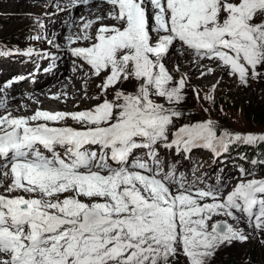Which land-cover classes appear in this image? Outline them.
Here are the masks:
<instances>
[{
	"label": "snow or ice",
	"instance_id": "obj_1",
	"mask_svg": "<svg viewBox=\"0 0 264 264\" xmlns=\"http://www.w3.org/2000/svg\"><path fill=\"white\" fill-rule=\"evenodd\" d=\"M92 7L95 22L69 40L82 42L70 52L87 69L80 99L94 104L15 115L3 90L16 81L0 84V264H215L250 239L246 228L264 236V134L193 121L187 93L199 101L200 89L178 62L167 66L175 52L199 69L197 79L219 72L245 88L264 81V0ZM12 55L0 48V59ZM93 79L99 91L89 96ZM218 84L205 101L214 103ZM244 146L259 155L239 157L248 167L237 168L230 189L223 176L198 175L194 150L219 158Z\"/></svg>",
	"mask_w": 264,
	"mask_h": 264
},
{
	"label": "rangeland",
	"instance_id": "obj_2",
	"mask_svg": "<svg viewBox=\"0 0 264 264\" xmlns=\"http://www.w3.org/2000/svg\"><path fill=\"white\" fill-rule=\"evenodd\" d=\"M57 2L58 3H52L50 0H0V48L11 49L14 53V55L9 58L0 59V61L5 64V66L3 67L5 69V72H9L12 67V65L10 64L16 62H22V64H29L31 66L29 69L31 72H34L41 67L43 62L41 57H39L35 62H32L29 59L26 60L28 57L18 56L19 52H21L25 48H30L34 53L47 54L48 52L46 51L52 53L60 52L57 49L64 51L66 54L71 53L68 47H61L60 45L59 47H54L47 43V40H49V38L52 40L54 32L58 30L61 31V29L55 28H60L61 26H59V24H53L54 15L57 14V11L61 12L63 10L65 12V5L67 6L68 4L66 0H58ZM15 3H25L29 6L38 4L41 6L42 11L44 9L48 10H46V13H44V15H32V8H21L19 5L13 6L12 4ZM59 14L60 13H58L57 15ZM26 16H30L32 17V19H25ZM37 18L39 19L40 24L43 25L42 27L35 23V20ZM51 26L52 28L48 29L46 32L47 27ZM33 37H40V39L34 40ZM46 57L48 59H52V56L50 54H48ZM182 59H185V57L179 56L178 53L174 52L168 59L167 66L169 68H172L174 64L178 62L180 65L181 72L183 71L182 73H188L189 75H191V85L196 86L200 89L201 99L199 101H197L194 97L191 88H189L187 93L186 110L192 114L193 121L199 119H213L214 121L218 122L221 131L229 130L232 132L239 133L264 134V126L253 122L246 113V111L250 108H255L264 105V81L253 82L250 87L245 88L240 86L234 78H231L226 74L221 75V73L217 72L210 77L204 78L205 82H202L201 79H197L199 72L197 73V70L196 73L193 71V69L195 68L194 65H191V63H189L187 67L186 65L185 67H182V63L180 62ZM53 62H50L49 64L51 65V71L53 72L52 77L56 75V72L58 70H61L59 63L57 62V65L55 67L53 65ZM36 63L39 64V67H35ZM49 70L50 67H48L47 71ZM38 74H40V72L30 76V79L32 78L35 80L32 83H38L40 81L42 77L37 76ZM177 75H179V73ZM44 77L45 80L48 78V76H46L45 74ZM197 80H199V82H197ZM217 81H219V84L214 91V103L205 101L203 97L206 92L209 91V86L215 84ZM97 83H99V80L93 79L88 84L87 87L89 96L95 95L99 91L96 88ZM15 84H20V86H24V84H21L19 81L15 82ZM27 84L30 83H26L25 85L27 86ZM70 85L71 87H63V89L68 88L70 91H75L74 88H72V86L74 85ZM80 86L82 91L84 86ZM14 90L15 89H13V91ZM4 92L5 90H3V93ZM25 96L27 97V95ZM48 97H51V94H49ZM16 100L18 99H15V101ZM76 100L77 103H74L73 105L71 103L75 100H70V98L64 101L60 100V107H64L65 101L66 103L70 101L71 103L66 106V108H69L70 111H73L72 109H74L77 104L81 105L79 107V110H83L87 107H90L96 102L86 99L81 100L80 98ZM15 101H11V103ZM202 106L210 108V113H205L201 111ZM54 107L59 106L58 104H54ZM13 114L25 115V112L21 110V112L18 111ZM68 123L70 125L75 126L71 121H69ZM240 148L241 147H239V149ZM237 149L238 148L236 147L234 150L232 160H225L227 158L226 154L221 155V157L219 158H214L212 156L213 154L208 150H194L193 161L199 168L198 175L202 173H207V175L205 176V180L209 183L214 182L217 177L223 176L227 178L228 186L230 189L231 186L237 182V164L241 163V160H238L237 158V153H235ZM207 152L212 155L208 154ZM198 154H201L200 156H206L207 159L199 161L196 156ZM258 154L259 153L257 152L251 153L248 149H244L239 153V156L246 155L247 158L250 160L252 158H256ZM222 158L224 159L222 161H219ZM242 164H246V162H242ZM178 167H182L183 170L188 173L191 165H189L186 161H181ZM246 167H248V165H246ZM217 169L219 170L216 173ZM245 230L246 233L249 234L250 239L247 242L236 243L234 246L222 250L216 257L215 264H226L228 260L236 261L241 264H264V236L252 232L251 228H246Z\"/></svg>",
	"mask_w": 264,
	"mask_h": 264
},
{
	"label": "bare ground",
	"instance_id": "obj_3",
	"mask_svg": "<svg viewBox=\"0 0 264 264\" xmlns=\"http://www.w3.org/2000/svg\"><path fill=\"white\" fill-rule=\"evenodd\" d=\"M50 1L52 3H58L57 2L58 0H50ZM12 5L13 6L14 5H19L21 8L30 7V9L31 8L33 9L32 15H41V14L44 15V13H46V10H48V9H44L42 11L41 10V6L38 5V4L33 5V6H29V5L25 4V3H15V4H12ZM97 11L98 10L96 8L92 9L91 13H89L88 15H86L84 17V18H87V19H85V21L86 20H92L93 22H95V16L97 14ZM63 12H64L63 10L61 12L57 11V14L58 13L62 14ZM57 14H55L54 17H53V24L56 23L55 19L60 15V14L59 15H57ZM51 28H52V26L51 27H47L46 32H47L48 29H51ZM55 28L61 29V31L58 30V31L54 32L52 40L55 41V44L60 45L61 47L65 46V47H68V49H71V47L78 46V45H80L82 43L81 41H75L74 39L72 41L69 40V37L75 38L77 35H80L82 32H80L79 30L69 29V30L64 31L65 27H63V26H61L60 28H58V27H55ZM71 28H75V26H72ZM77 29H79V27H77ZM77 42H79V43H77ZM57 50L60 51V52L52 53V52L47 51L48 54H50L52 56V59H48L47 57L43 58L40 54L36 55L35 61L39 57H41L42 61H43L40 68H43L44 71H47L50 62L51 63L53 62V59L55 58L56 54L62 55L64 53V51H62L60 49H57ZM31 57L32 56H30L28 58H31ZM29 60H31V59H29ZM180 62L182 63V67H185V65L187 67L189 65V63H190V60L186 61L185 59H182ZM13 64L14 63H11L10 65H13ZM4 66H5V64H3L2 61H0V72H1L0 76H6L7 74H9V72H5V69L3 68ZM30 67L31 66L29 64H22V63H16L15 64V69H16L15 73L19 74V77H24L23 80H20L18 78L19 80H16V82L19 81L21 84H24V87L20 86V84H15L14 83L13 86L10 89L5 90V92L3 93V96L7 98V101H8L7 110L8 111H11V112L15 113V112H18V111L21 112V110H23L25 112V115H30L36 109H43V110H50V111H59V110L70 111V109L66 108V106H68L71 102L69 101L68 103H66V101H65L64 107H60V100L64 101V100L70 98V100H75L74 102L71 103L73 105L74 103H77L76 99H78V98H80L82 96L83 93L81 91V86L80 85L84 86V81L86 80V76H83V73H85L87 70L82 69L81 71H76L73 74V76H68L67 79L61 78V80L59 79L56 82H52V84L44 87L43 84L47 80H50L52 78H53V80H56L57 75L59 73V70L56 72L55 76L53 75L54 77L48 76V78L45 80L44 73L40 72V68L38 70L34 71V72H31L29 70ZM19 68H20V70H19ZM24 69H25V71H21V70H24ZM196 70H197V73H198L199 71L195 67L193 69V71L196 73ZM38 72H40V74H38L37 76L42 77L45 81L44 80H40L38 83H32L35 80L32 79V78L30 79V76L35 75ZM195 73H194V75H195ZM201 80H202V82H205V79H201ZM197 82H199V80H197ZM26 83H30V84H27V86H26L25 85ZM70 84L74 85V86H72V88H74L75 91H70L68 88H64L63 89V87H71ZM13 89H15L14 90L15 92L13 91ZM22 90H25V91H22ZM49 94H51V97H48ZM65 94H66V97H65ZM25 95H27V97ZM19 97H21V98H19ZM55 97H60V99L57 100ZM15 99H18V100L15 101ZM11 101H15V102L11 103ZM54 104H58V106L60 108L59 107H54ZM80 106H81L80 104H77L76 107L74 109H72V110L73 111H77V110H79Z\"/></svg>",
	"mask_w": 264,
	"mask_h": 264
},
{
	"label": "trees",
	"instance_id": "obj_4",
	"mask_svg": "<svg viewBox=\"0 0 264 264\" xmlns=\"http://www.w3.org/2000/svg\"><path fill=\"white\" fill-rule=\"evenodd\" d=\"M246 113L253 122L264 126V105L255 108H250L246 111ZM260 151L264 152V145L261 146ZM226 264H241V263L228 260Z\"/></svg>",
	"mask_w": 264,
	"mask_h": 264
}]
</instances>
